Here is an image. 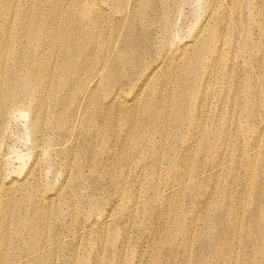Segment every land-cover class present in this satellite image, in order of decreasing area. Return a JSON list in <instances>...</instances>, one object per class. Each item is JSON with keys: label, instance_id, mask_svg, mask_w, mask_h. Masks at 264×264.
Segmentation results:
<instances>
[{"label": "bare ground", "instance_id": "obj_1", "mask_svg": "<svg viewBox=\"0 0 264 264\" xmlns=\"http://www.w3.org/2000/svg\"><path fill=\"white\" fill-rule=\"evenodd\" d=\"M261 144L264 0H0V264H124L154 218L132 264H264Z\"/></svg>", "mask_w": 264, "mask_h": 264}, {"label": "rangeland", "instance_id": "obj_2", "mask_svg": "<svg viewBox=\"0 0 264 264\" xmlns=\"http://www.w3.org/2000/svg\"><path fill=\"white\" fill-rule=\"evenodd\" d=\"M197 7H198V3L197 2L193 3L191 6H187L186 9H185V11L179 17V19L177 21V25H178V27H177V37H178V41H180V40H182V38L184 39L185 37L188 36V34H189L188 31H189L190 26L195 23V12H196L195 10L197 9ZM186 31H187V33H186ZM185 35H187V36H185ZM25 124H26V120L25 119L23 120L20 117H19V119L18 118L14 119L12 121V124H11V132L14 133V134L11 133L12 134V137L11 138H12V141H13V142L11 141V143H12V145H15L16 144L14 146L16 148H13L14 149L13 150V155L10 156V154L12 153V150H10L8 152L9 154H8L7 157L10 159L11 162L13 161V163H11L12 164L11 165L12 167H16V166L19 165V162L16 160V156L17 155H20V153H21V155L27 153V147H28L29 142L27 143L26 141H22V140H24L22 134H24ZM212 125H213V123H212ZM213 127H215V126L213 125ZM15 138H16V140L18 142L15 140ZM69 143L71 144L72 143V140H70ZM259 150L261 151V153H264V144H261L259 146ZM14 152L16 153V155H14ZM220 152L221 153H224L225 152V147H222L221 150H220ZM12 157H13V159H12ZM26 160H28V159H26ZM26 162L28 163L29 161H26ZM8 168H9V166H8ZM236 170L239 171V172H244L245 171V166L242 165V164L236 163ZM258 175L259 176H264V172H259ZM215 183L218 185L220 183V179H215ZM198 197H201V196H198ZM215 199L216 198L212 199L211 201H214ZM109 211H110V209H108V212ZM85 215L86 216L83 217L85 220H83L82 217H80V221L81 222L83 221L82 224H85V225L86 224L87 225L88 224H92V223H94V224L95 223H98L99 224V226L94 227V229L89 230V231L98 232V231H101L102 230L101 229L102 228L101 223L103 222V220H102L103 218L100 217V214H95V216L93 215L92 217H91V214H89V213H87ZM228 216H229V218H231L234 215L228 213ZM118 225L120 227H123V221L120 220L119 223H118ZM93 226H95V225H93ZM111 226H112V224L109 227H111ZM221 227L222 228H226L227 226H226V224H222ZM162 228H164V230H167L169 228V226L162 227L161 225H159V222L155 218L151 221V223L150 222H145L144 223V227H143V232L146 235V239H148V242L147 243H143L142 240L138 241L136 238H132L131 239L130 246L137 251V254H136V256H133L131 253H128L125 256V258H123L122 262L124 264H129V263L132 264L133 261H135V260L138 259V260H141L142 263H146L151 256L160 253L162 251V245L168 239V236H167L166 233H162L163 234V236H162V242H159L156 239V235H157L156 232L159 229H162ZM131 230L130 231L128 230V232L131 233V235L133 237L134 235H136L135 234V229H131ZM171 235L176 237V243L178 244L180 242V236H176L175 235V230L174 229L171 230ZM100 236H103V234H100ZM95 238H96V236H95ZM105 240H107V243H106V245H107L108 242H109V240H110V236L107 237L106 239H103V242ZM75 246H76L75 255L77 257H75L74 259H72V264H83V260L85 258H87V253H86V251L84 249L85 242H77L75 244ZM96 247L102 249L100 247V244L98 245L97 242H96ZM224 254H225V252L224 251H221L220 254H219V256L221 257ZM197 256H198V252L196 251V249L194 247H190L189 250H188L187 256H186L187 263L188 264H195V261H196ZM255 258L256 259H260L261 258V254L260 253H257L255 255ZM96 264H118V261L117 260H114L112 256L108 255L107 254V251H106V253L104 252V255L99 259V261L96 262ZM232 264H239L238 254L237 253L234 254V259H233Z\"/></svg>", "mask_w": 264, "mask_h": 264}]
</instances>
